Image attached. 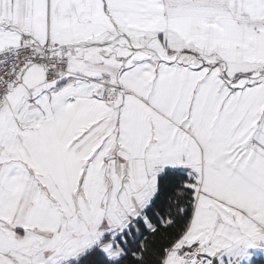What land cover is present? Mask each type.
<instances>
[{"label": "snow or ice", "instance_id": "snow-or-ice-1", "mask_svg": "<svg viewBox=\"0 0 264 264\" xmlns=\"http://www.w3.org/2000/svg\"><path fill=\"white\" fill-rule=\"evenodd\" d=\"M0 264H264V0H0Z\"/></svg>", "mask_w": 264, "mask_h": 264}]
</instances>
